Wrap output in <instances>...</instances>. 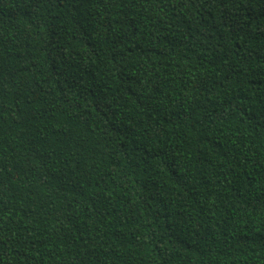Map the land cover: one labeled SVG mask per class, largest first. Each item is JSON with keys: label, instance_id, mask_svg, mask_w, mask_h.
I'll return each mask as SVG.
<instances>
[{"label": "trees", "instance_id": "trees-1", "mask_svg": "<svg viewBox=\"0 0 264 264\" xmlns=\"http://www.w3.org/2000/svg\"><path fill=\"white\" fill-rule=\"evenodd\" d=\"M0 264H264V0H0Z\"/></svg>", "mask_w": 264, "mask_h": 264}]
</instances>
